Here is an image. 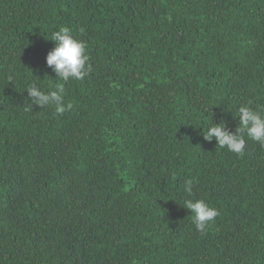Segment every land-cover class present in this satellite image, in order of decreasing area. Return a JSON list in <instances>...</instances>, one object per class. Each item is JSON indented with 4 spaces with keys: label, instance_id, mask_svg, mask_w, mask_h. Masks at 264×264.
I'll list each match as a JSON object with an SVG mask.
<instances>
[{
    "label": "trees",
    "instance_id": "trees-1",
    "mask_svg": "<svg viewBox=\"0 0 264 264\" xmlns=\"http://www.w3.org/2000/svg\"><path fill=\"white\" fill-rule=\"evenodd\" d=\"M61 27L92 72L65 84L70 110L31 111L27 86L60 82ZM249 101L264 0H0V264H264V146L202 136ZM189 198L219 211L206 234Z\"/></svg>",
    "mask_w": 264,
    "mask_h": 264
},
{
    "label": "clouds",
    "instance_id": "clouds-1",
    "mask_svg": "<svg viewBox=\"0 0 264 264\" xmlns=\"http://www.w3.org/2000/svg\"><path fill=\"white\" fill-rule=\"evenodd\" d=\"M51 41L55 47L48 52L46 64L56 74L60 82L44 91L35 83H30L27 88L29 109L33 106L41 109L54 108L55 112L62 115L72 108L71 103H65V84L69 81H82L92 72V65L89 63L87 44L72 35L68 27H61L51 34ZM11 79V78H10ZM248 105L241 106L233 118H238V126L235 131L229 130L225 121L212 123L206 130L203 128L202 136L205 141H216L218 147L243 156L247 141L259 143L264 146V108H257ZM194 189L193 179L184 181L183 190L191 197ZM184 208L190 211L195 229L200 234H206L207 230L215 222L219 211L211 207L202 199H186Z\"/></svg>",
    "mask_w": 264,
    "mask_h": 264
}]
</instances>
